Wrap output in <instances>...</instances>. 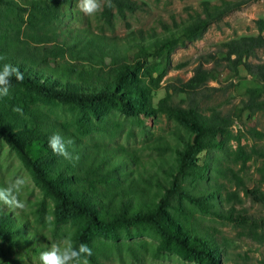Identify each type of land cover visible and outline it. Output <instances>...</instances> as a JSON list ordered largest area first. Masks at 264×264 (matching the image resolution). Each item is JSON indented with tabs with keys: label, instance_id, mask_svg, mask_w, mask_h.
Masks as SVG:
<instances>
[{
	"label": "trees",
	"instance_id": "trees-1",
	"mask_svg": "<svg viewBox=\"0 0 264 264\" xmlns=\"http://www.w3.org/2000/svg\"><path fill=\"white\" fill-rule=\"evenodd\" d=\"M251 1L255 0H205L183 19H173L171 24L161 21L160 31L139 29L110 37L88 27L60 29L63 16L73 14L64 7L69 0H0V56L4 57L0 69L8 63L24 75L23 81L13 77L11 88L24 87L48 100L72 102L80 106L83 122L89 125L91 118L107 114L110 106L133 117L161 115L174 125L169 136L143 147L150 151L145 159L139 150L82 143L83 133L71 132L25 104L15 105L23 108L25 119L16 112L8 116L0 105V135L53 200L52 224L76 223L67 239L92 248L90 264H104L112 256L120 263L123 257L139 258L145 243L111 246L100 239L104 234L119 237L120 229L131 226L147 227L160 244L175 246L206 264H221L227 260L223 257L226 243L203 230L199 218L214 216L246 228L248 217L235 207L241 202L238 191L264 204L260 187L248 188L237 171L223 165L231 162L244 170L258 153L253 146L247 149L231 126L244 110L264 113V61L251 60L264 49V19L255 20L256 35L229 39L216 51L200 55L187 80L168 79L165 95L156 103L154 94L162 87V75L155 76L149 64L150 59L169 57L176 48L202 38L212 23ZM112 4L100 13L111 30L113 8L121 17L139 7L133 0H112ZM240 66L254 77L257 87L247 88L236 112L217 107L202 111L201 100L218 90L209 83L218 81L219 67L236 74ZM180 94L184 104L173 100ZM89 130L86 126L85 132ZM246 132L264 139V132L255 127ZM55 133L74 142L69 150L78 160H67L51 150L48 139ZM202 153L205 159L200 163ZM230 181L236 189L228 190ZM6 185L0 180V187ZM0 207L1 243L35 252L51 246L41 242L42 228L33 227L24 211ZM44 209L41 205L39 211ZM14 261L0 248V264Z\"/></svg>",
	"mask_w": 264,
	"mask_h": 264
},
{
	"label": "rangeland",
	"instance_id": "rangeland-1",
	"mask_svg": "<svg viewBox=\"0 0 264 264\" xmlns=\"http://www.w3.org/2000/svg\"><path fill=\"white\" fill-rule=\"evenodd\" d=\"M139 7L133 11H126L124 16H119L112 9L113 17L112 30L104 24L100 13L94 16L85 15L78 7V0H69V6H64L73 12L72 16L64 15L62 22L58 25L61 28H82L88 27L91 31L104 33L110 37H123L131 31L139 29L148 30L155 28L160 31V23H172L173 19L180 20L193 10H199L200 3L205 0H133ZM211 3H218L220 0H206ZM264 19V0H255L244 4L239 9L233 10L221 20L212 23L202 38L180 46L173 53L166 57L150 59L149 64L154 71V75H162V87L154 94V103L165 95L163 86L170 78H180L187 80L192 75V70L197 63L198 57L202 54L214 52L221 42L242 36L256 35L258 30L255 20ZM264 35V32H263ZM252 61H264V49H259ZM206 66H211L207 64ZM221 71L218 81H211L210 86L217 87L218 90L212 92L201 100V110L207 112L210 107H217L223 111L236 112L239 101L244 98L249 87H257L254 77L249 75L242 66L238 68L236 74L225 67H219ZM184 95L173 97L175 102L183 103ZM16 104H25L27 108L38 109L47 115L49 121L64 124L69 131L83 133L81 142L88 144L99 143L101 145L122 146L130 150H139L145 159L150 151L143 148L147 143H151L158 137H167L170 134L173 123L164 116L145 117L139 114L138 117L125 115L118 107L110 106V111L100 118H91V124H85L80 106L72 102H59L48 100L42 96H36L27 91L24 87L10 88L9 95L0 98L2 109L11 116ZM184 104V103H183ZM35 112V111H30ZM25 119L24 115H22ZM143 121V123H142ZM86 126L90 128L85 132ZM255 127L264 132V113H250L244 110L241 118L235 120L231 126V131L236 136H241L243 144L247 149L251 146L258 149V153L246 163L244 170H238L239 165L231 162H223V165L232 167L243 183L248 187H260L264 192V139L257 140L251 137L246 130ZM111 132H117L110 136ZM230 145L235 148V143ZM151 153L155 154L153 151ZM215 154L217 152H214ZM205 155H200V163L204 162ZM23 177L26 181L23 190L19 193V199L26 203L24 211L30 218L32 226L37 225L39 234L42 235L41 242L44 244L59 243L67 239V233L72 232L76 223H65L63 225H53V200L46 195L40 184L36 182L30 169L24 164L22 158L16 150L0 135V180L9 183L15 177ZM228 190L236 189L235 182L227 183ZM241 202L235 204L236 209L241 210L248 217L249 225L246 228L239 227L236 222H230L214 216L199 218L201 228L213 233L217 239L224 241L226 249L223 252L221 264H264V204L252 201L250 197L244 196L242 191H238ZM41 205L45 209L39 211ZM226 209L228 205H223ZM41 221H39V219ZM37 221L38 223L35 224ZM37 228V227H36ZM259 234V235H258ZM119 237H110L104 234L99 238L108 245L127 243H145V251L139 258H121L120 263L117 256L104 260V264H206L204 260L191 256L172 245H162L156 236L149 233L147 227H129L128 230L118 231ZM258 235V236H257ZM103 239V240H102ZM0 248L6 257L15 260L10 264H40V251L35 252L33 248L25 249L21 247H7L0 242ZM223 259V258H222Z\"/></svg>",
	"mask_w": 264,
	"mask_h": 264
},
{
	"label": "clouds",
	"instance_id": "clouds-1",
	"mask_svg": "<svg viewBox=\"0 0 264 264\" xmlns=\"http://www.w3.org/2000/svg\"><path fill=\"white\" fill-rule=\"evenodd\" d=\"M78 7L88 16H94L101 12L104 7H113L112 0H78ZM4 57L0 56V60ZM16 81H23L24 75L19 68L12 64L5 63L0 69V98L9 95L12 86V78ZM13 111L23 115V108L15 106ZM74 142L71 139L65 140L58 133L51 135L48 145L51 150L67 160H78L69 150ZM26 181L23 177L17 176L6 186L0 187V206L10 209H24L26 203L19 199V193L23 190ZM2 211V207H0ZM93 255V250L89 245L80 243L74 244L71 239H64L59 243H53L47 250L40 253V264H90L89 258Z\"/></svg>",
	"mask_w": 264,
	"mask_h": 264
}]
</instances>
